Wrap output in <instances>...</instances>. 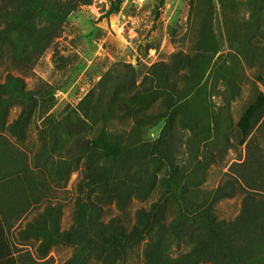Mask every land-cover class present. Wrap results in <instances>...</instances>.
Returning <instances> with one entry per match:
<instances>
[{
	"label": "trees",
	"instance_id": "1",
	"mask_svg": "<svg viewBox=\"0 0 264 264\" xmlns=\"http://www.w3.org/2000/svg\"><path fill=\"white\" fill-rule=\"evenodd\" d=\"M93 2L0 0V69L6 71L0 76V127L25 140L38 110L48 124L43 151L68 165V180L79 173L71 227L62 231L58 211L48 209L28 225V233L44 237V255L60 243L74 247L65 264H264L263 194L243 192L239 215L227 220L216 214L217 200L199 204L195 191L157 174L174 157V113L187 99L170 79L171 66L156 64L142 80L132 67L123 73L111 69L75 107L55 108L51 86L27 89L26 78L71 15ZM48 95L52 99L45 102ZM14 107L21 112L8 123ZM263 119L264 92L237 124L240 146ZM153 129L159 136L150 134ZM50 176L62 181L58 170ZM218 192L230 199L236 186ZM134 201L143 206L132 218ZM174 205L177 215L170 214ZM112 208L119 214L109 216ZM0 233V246L9 248L1 220ZM0 264H17L10 249L0 251Z\"/></svg>",
	"mask_w": 264,
	"mask_h": 264
},
{
	"label": "rangeland",
	"instance_id": "2",
	"mask_svg": "<svg viewBox=\"0 0 264 264\" xmlns=\"http://www.w3.org/2000/svg\"><path fill=\"white\" fill-rule=\"evenodd\" d=\"M161 63L173 68L170 79L187 99L174 113V157L157 174L195 191L199 204L217 200L216 214L232 220L241 211L243 192L264 195V119L244 146L237 129L264 92V0H94L71 15L26 84L32 90L51 86L55 108L75 107L109 70L123 73L132 67L142 80ZM5 75L0 69V76ZM51 99L48 95L45 102ZM20 112L21 107L12 108L8 123ZM47 127L36 110L25 140L0 129L6 196L15 198L23 220L10 240L23 264H65L74 253V247L60 243L44 255V237L27 231L48 209L58 211L65 231L76 208L79 173L68 180V165L43 151ZM159 133L150 131L153 137ZM52 170L59 171L62 181L52 179ZM232 185L235 197L223 198L218 191L230 192ZM141 206L134 201L128 215L133 218ZM107 214L119 211L112 208ZM170 214H178L175 205Z\"/></svg>",
	"mask_w": 264,
	"mask_h": 264
},
{
	"label": "crops",
	"instance_id": "3",
	"mask_svg": "<svg viewBox=\"0 0 264 264\" xmlns=\"http://www.w3.org/2000/svg\"><path fill=\"white\" fill-rule=\"evenodd\" d=\"M11 123V122H10ZM1 129V127H0ZM1 154V153H0ZM1 162V161H0ZM1 164V163H0ZM1 167V166H0ZM1 169H0V220L2 222V226L4 228V232L7 236L8 242H9V248H4L3 246H0V251H6L8 252L10 249V252L13 254L14 258L17 260V264H23L21 258H19V251H16L14 245L12 244L10 237L16 229L21 225L23 220L19 219V214L16 212V202L15 198L8 197L6 195L7 191L5 190V185L3 181V176L1 175ZM1 235V233H0ZM3 263V261H1Z\"/></svg>",
	"mask_w": 264,
	"mask_h": 264
}]
</instances>
